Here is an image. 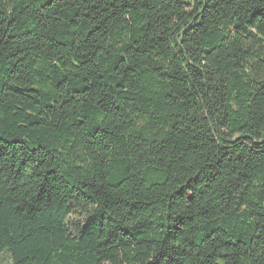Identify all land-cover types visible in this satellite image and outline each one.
<instances>
[{"label":"trees","instance_id":"1","mask_svg":"<svg viewBox=\"0 0 264 264\" xmlns=\"http://www.w3.org/2000/svg\"><path fill=\"white\" fill-rule=\"evenodd\" d=\"M0 264H264V0H0Z\"/></svg>","mask_w":264,"mask_h":264}]
</instances>
